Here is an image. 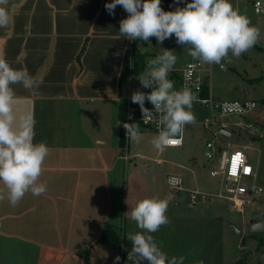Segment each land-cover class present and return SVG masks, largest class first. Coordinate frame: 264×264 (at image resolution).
Here are the masks:
<instances>
[{"label": "crops", "instance_id": "obj_1", "mask_svg": "<svg viewBox=\"0 0 264 264\" xmlns=\"http://www.w3.org/2000/svg\"><path fill=\"white\" fill-rule=\"evenodd\" d=\"M110 2L8 0L12 23L0 28V56L42 81L35 90L13 85L14 107L34 115V143H46L50 154L40 177L47 182L45 194L28 193L17 207L0 200V264H85L79 252L86 249L89 264H116L117 256L118 264H125L132 248L127 227L131 224L133 233L138 228L127 212L146 197L169 202L171 225L162 226L159 236L175 227L181 234L187 219L223 217L222 207L208 209L204 199L192 206L187 191L164 192L154 173L136 166L142 156L131 154L129 141L130 158H124L120 108L129 71L121 79L132 41L119 34L128 13L117 6L110 15L105 9ZM172 73L170 80L178 83L180 72L173 78ZM130 161L135 168L126 176ZM197 170L191 166L181 175L186 187L208 191ZM6 191L0 183V194L6 197ZM190 252L189 246V259ZM185 253L174 247L169 257L186 259Z\"/></svg>", "mask_w": 264, "mask_h": 264}, {"label": "clouds", "instance_id": "obj_2", "mask_svg": "<svg viewBox=\"0 0 264 264\" xmlns=\"http://www.w3.org/2000/svg\"><path fill=\"white\" fill-rule=\"evenodd\" d=\"M7 5L8 0H0V28L12 23ZM117 6L128 13L119 24L121 37L146 43L155 37L162 44L174 35L176 43L184 48L187 46L191 58L201 64L221 65L229 54L239 58L260 38V30L251 24L246 14L234 8L230 0H191L173 11L163 10L161 0H111L105 4V9L115 15ZM176 62V53L167 49L149 59L137 78L142 87L151 91L138 90L131 96L132 103L139 105L143 120L152 119L153 112L159 114V130L151 143L161 152L178 144L177 137L185 126L196 120L191 111L196 97L187 87L176 90L169 79ZM41 83L26 67L13 68L0 56V183L7 190L6 197L0 194V200L7 198L12 207L19 206L28 193L39 197L47 191V182H41L40 177L50 149L44 142L34 143V115L17 113L14 107L13 85L35 90ZM146 100L154 106L153 110L145 107ZM123 127L127 138L138 144L141 140L139 124L124 123ZM168 212V200L157 196L137 201L127 212L140 231L127 236L132 248L125 264H143L144 261L147 264H184L183 256L169 257L152 235L170 222ZM120 259L115 257L116 264Z\"/></svg>", "mask_w": 264, "mask_h": 264}, {"label": "rangeland", "instance_id": "obj_3", "mask_svg": "<svg viewBox=\"0 0 264 264\" xmlns=\"http://www.w3.org/2000/svg\"><path fill=\"white\" fill-rule=\"evenodd\" d=\"M253 1L230 0L233 7L246 14L251 24L260 30L258 42L239 58L229 54V57L221 62V65L205 64V67L209 71L206 74L208 75L211 93L217 99H251L256 101L257 107L249 117L260 125L264 133V15L255 13ZM136 48L138 51L146 53L145 63L161 54L163 49L174 51L177 55V62L169 73V79L172 72L179 73L188 62L194 61L188 54L187 46L184 48L178 45L175 37L166 39L162 44L158 43L156 39H150V42L138 43ZM134 81L140 82L137 77ZM126 84L125 81V88ZM174 87L176 90H180L179 82L174 83ZM192 112L196 120L195 123L185 126L183 131L184 144L182 146H168L163 152L156 150L151 141L158 132L140 124V142L137 144L128 139L131 154L139 153L142 156L138 157V165L136 166L154 173L164 192L171 189L166 183L167 174L177 173L184 176L186 168L191 166L198 170L201 169V178L210 185L208 191L216 193L218 190V179L210 176L208 168L210 162L205 155V142L208 133L200 124V120L208 116L209 113L207 109L200 107L194 108ZM261 140V142L252 144L254 149L249 150V152L251 162L254 166L259 167L258 182L264 189V138ZM135 147L137 150L134 149ZM134 168L135 163L130 161L126 168V176L129 170ZM124 181V186H126L127 180ZM204 200L208 203L206 204L208 209L213 210L215 207H222L224 211L222 219L210 217L200 219L191 216V223L187 219L186 223L181 224V234L177 235L179 228L176 227L173 229V233L167 237L159 236V231H157L152 235L161 249L168 256L170 255L169 251L174 247L180 252H186L184 264H233L243 257L248 264H264V230H254L252 227L254 224L251 223L252 219L258 216L264 219V190L255 198L254 203L247 206L244 212L233 209L230 202L217 200L215 197H208ZM186 207L184 208L187 209ZM207 208L206 211L210 215ZM196 210L198 209L196 208ZM175 222L174 218L173 226ZM170 223L169 225H171ZM237 229L243 232V235H240ZM126 231L127 234L133 233L131 224ZM138 231H140L139 228L136 229V232ZM189 233L191 234V243L187 241ZM189 246L191 248L190 259ZM143 264H147V261H144Z\"/></svg>", "mask_w": 264, "mask_h": 264}, {"label": "built area", "instance_id": "obj_4", "mask_svg": "<svg viewBox=\"0 0 264 264\" xmlns=\"http://www.w3.org/2000/svg\"><path fill=\"white\" fill-rule=\"evenodd\" d=\"M252 4L255 13L264 15L263 0H254ZM129 59L132 63V56ZM131 63L129 89L122 95L125 123L140 124L158 132L159 114L153 112L152 119L143 120L139 105L131 101L133 91L142 89V85L134 81V69ZM207 72L209 71L205 64L198 61L188 62L180 71L179 85L180 89L189 88L196 97L191 111L196 107L208 110V116L204 117L200 124L208 133L205 155L210 162V176L218 179V190L213 193L206 190L188 189L184 178L177 173H169L166 176V183L175 191H187L189 203L192 206L199 203V197L202 199L215 197L217 200L230 202L233 209L244 212L247 206L254 203L255 198L264 190L258 182L259 167L253 165L249 152L254 149L252 146L254 140L264 138L263 129L249 117L255 111L257 103L251 99H217L211 93ZM205 85L208 90L206 93H204ZM145 107L149 110L154 109V106L147 100ZM177 138L180 142L171 145L172 147L184 144L183 133ZM127 146L128 138L123 150L125 151L124 158L129 160Z\"/></svg>", "mask_w": 264, "mask_h": 264}, {"label": "trees", "instance_id": "obj_5", "mask_svg": "<svg viewBox=\"0 0 264 264\" xmlns=\"http://www.w3.org/2000/svg\"><path fill=\"white\" fill-rule=\"evenodd\" d=\"M191 2V0H179V2H177V0H161V7L163 8V10L165 11H173L175 10L176 7H184L186 5V3H189ZM173 37H175L173 35ZM172 37V38H173ZM151 40H155L156 38L155 37H151L150 38ZM138 43H146L142 40H136V41H132V45L130 47V52H129V55L126 59V64H125V71L124 73L127 74V72L130 70V59L129 57L132 56V67H133V72H134V75L137 76V75H140L144 70H145V67H146V63H145V57H146V53L142 52V51H138V49L136 48V46L138 45ZM178 74L177 72H173L172 73V78L173 77H177ZM205 90L204 93H206L208 90H207V86L205 85ZM142 92H145V93H150L151 89L149 88H144L142 87L141 89ZM120 116H121V130H120V145L121 147H125L126 144H127V137H126V131H125V128L123 127V124L125 123V116H124V107H123V104L120 108ZM261 243L263 244V242L261 241ZM79 254L84 257V262L85 264H89V250L86 249L85 251H80ZM233 264H248L246 259L243 257L241 258L240 260H238V262L236 263H233Z\"/></svg>", "mask_w": 264, "mask_h": 264}, {"label": "water", "instance_id": "obj_6", "mask_svg": "<svg viewBox=\"0 0 264 264\" xmlns=\"http://www.w3.org/2000/svg\"><path fill=\"white\" fill-rule=\"evenodd\" d=\"M130 51H131V50H130V48H129L128 51H127V53H126V56H127V57H128V55H129V52H130ZM127 57H126V59H127ZM124 75H125V73H123L121 81L123 80ZM252 224H254V225L252 226L254 230H263V229H264V220L254 221ZM237 230L239 231L240 235H242V232H241L239 229H237Z\"/></svg>", "mask_w": 264, "mask_h": 264}]
</instances>
